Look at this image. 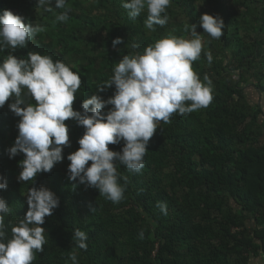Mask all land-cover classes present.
<instances>
[{"label":"trees","instance_id":"16d2710c","mask_svg":"<svg viewBox=\"0 0 264 264\" xmlns=\"http://www.w3.org/2000/svg\"><path fill=\"white\" fill-rule=\"evenodd\" d=\"M124 2L68 0L70 9L53 2V11L46 12L37 0H0V14L10 10L44 28L27 47L0 52V62L9 54L27 59L29 52L63 61L80 74L73 108L82 112L92 95L115 94V85L101 93L97 88L111 79L124 55L143 54L169 34L191 39L185 26L196 24L204 48L192 68L202 82L205 75L211 79L213 100L207 108L174 113L171 123L161 122L140 173L116 162L126 190L121 202L113 203L98 189L69 179L67 156L78 150L85 132L72 119L65 121L70 147L64 148L63 161L32 181H18L25 157L9 158L7 152L15 145L20 120L8 107L10 98L0 108V175L7 179L0 197L11 208L7 238L28 210L29 188L43 186L59 198V206L41 225L47 243L32 264H71L76 229L88 237L87 249H76L78 264H250L264 257V106L247 93L254 89L264 99V0H171L168 22L155 25V32L145 27L146 11L133 20ZM65 11L69 20L56 21ZM203 14L223 19L220 39L199 26ZM117 37L123 43L113 47ZM25 100L35 104L31 97ZM123 147V140L109 145L117 152ZM158 202L167 204V215Z\"/></svg>","mask_w":264,"mask_h":264},{"label":"clouds","instance_id":"9594fccd","mask_svg":"<svg viewBox=\"0 0 264 264\" xmlns=\"http://www.w3.org/2000/svg\"><path fill=\"white\" fill-rule=\"evenodd\" d=\"M53 2L56 8L70 9L68 0H37V7L52 12ZM170 4L171 0H127L122 7L133 20L146 11L145 27L155 32V25L164 26L168 22ZM55 20L67 22L68 12L56 15ZM199 26L212 38L220 39L224 35L225 24L219 16L203 14ZM196 28V24L185 26L191 39L169 34L147 46L143 54L124 55L111 79L97 88V93H101L115 85V94L108 99L92 95L82 103V112L73 108L75 94L82 85L78 72L61 60L54 61L51 56L37 52H29L27 59L9 54L0 62V108L13 98L8 107L20 117L15 145L7 149L9 158L24 154L18 181H32L63 161V150L70 147L65 121L72 119L85 132L78 140V150L67 156L69 179L98 189L113 203L121 202L126 185L119 183L116 162L131 172L140 173L147 145L161 122L171 123L174 113L183 116L207 108L213 100L211 79L205 75L202 82L192 68L204 48ZM43 31L42 26L25 23L23 17L4 10L0 14V52L6 48H25ZM122 43L120 37L112 41L113 47ZM205 55L211 64L212 53L208 51ZM25 97L33 98L35 104L26 103ZM107 105L112 108L102 111ZM121 140L124 141L122 151L109 149L110 144H119ZM6 188L7 179L0 175V190ZM26 198L28 210L11 227L9 239L5 217L11 208L0 197V264H32L36 253L43 252L47 243L41 225L59 206V198L43 186L29 188ZM157 207L167 215L166 203L158 202ZM87 238L85 232L74 230L71 264H78L76 249L86 250Z\"/></svg>","mask_w":264,"mask_h":264},{"label":"rangeland","instance_id":"374dc122","mask_svg":"<svg viewBox=\"0 0 264 264\" xmlns=\"http://www.w3.org/2000/svg\"><path fill=\"white\" fill-rule=\"evenodd\" d=\"M247 93L254 104H261L262 106H264V99L261 100L259 94L254 89H248Z\"/></svg>","mask_w":264,"mask_h":264},{"label":"crops","instance_id":"0c3cea01","mask_svg":"<svg viewBox=\"0 0 264 264\" xmlns=\"http://www.w3.org/2000/svg\"><path fill=\"white\" fill-rule=\"evenodd\" d=\"M250 264H264V257L253 258Z\"/></svg>","mask_w":264,"mask_h":264}]
</instances>
